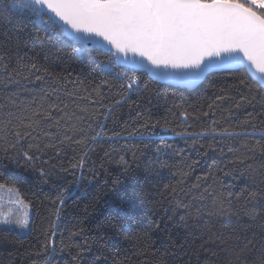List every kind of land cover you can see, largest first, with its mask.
<instances>
[{
	"label": "trees",
	"instance_id": "trees-1",
	"mask_svg": "<svg viewBox=\"0 0 264 264\" xmlns=\"http://www.w3.org/2000/svg\"><path fill=\"white\" fill-rule=\"evenodd\" d=\"M10 26L15 29L23 28L21 35L32 37L28 48L24 50L28 53L25 60L31 59L42 65L50 75L44 71L29 73L24 69L9 80L6 74L0 72V122L7 119L9 112L20 114L27 109L24 114L30 115L31 110L39 104L47 107L50 103H59L61 107L67 105L64 109L66 112L84 117L82 127L86 131L88 124L98 131V125L103 123L107 136H112L113 133H120V136L113 141L105 138L92 145L94 150L89 153L83 178L81 171L72 169L71 164L80 159L85 148L68 142L59 144L64 134L73 135L66 133L63 121L59 129L50 127L45 122L40 131L33 133L38 137L33 142H39L41 147L49 139L43 133H52L55 137L52 142L61 150L58 159L55 158L57 149L46 148L43 155L36 153L41 156V160L36 162L37 170L25 168L22 155L17 156L15 161L10 159L15 150L0 139V183H17L21 197L33 208L30 233L6 238L0 234V264H46L48 255L53 256L54 264L57 261L59 264L70 262L69 252L74 253V248L63 253L57 251L55 254H45L42 249L45 231L50 229L53 222L57 225L55 240L58 248L61 240L65 244L82 242V237H73L69 241L70 234L79 228L85 229L84 235L89 240L96 236L105 237L108 245L106 264H112L113 258L120 264H143L155 257H162L164 264H180L181 252L174 250L171 243L181 242L187 235L185 248L189 251L196 249L208 241V228L217 235L238 238L241 243L245 242V236L251 238L252 232L246 230L253 226L249 217L235 216L231 212L209 215V212L215 213L216 209L212 204V197L204 189L210 185L209 191L242 193L238 199H233L231 205L233 212L241 210L245 205L244 196L248 191L257 190L260 180L264 179V137H217L213 140L211 136H207L193 144L192 138L178 134L184 131L208 132L213 120L219 122L215 125L217 130L228 128L237 132H264V123H261L264 116L245 123L247 114L254 111L253 107H236V101L241 95L248 94V89L239 83L241 73L210 75L194 89L176 87L145 75L142 77L141 93L128 94L127 101L117 105L115 111L105 119L106 107L103 106L115 105L116 101L125 96L126 90L120 87L121 82L114 73L109 75L102 71L99 62L105 59L104 56L96 52L78 55L71 47L54 37L45 36L44 27L38 23L13 19ZM14 67L15 60L10 64V70ZM105 80L108 83H104ZM256 91L259 100L264 92L259 88ZM89 95L98 103L89 104L84 99ZM218 96L223 99L218 100ZM209 105H212L211 109ZM84 107L88 108L87 112L81 110ZM262 111L264 109L256 104L255 112ZM138 113L141 115L138 116ZM184 113L189 117L186 123L183 120ZM55 115L59 117L62 113L57 112ZM148 117L151 122L159 121V124L154 130L153 142L145 147L138 136L129 137V132L134 129L144 132L145 129L140 125ZM165 124L167 127H162ZM94 134L88 131L89 137ZM83 135V132H77L73 138L80 139ZM161 138L171 147L158 154L156 148L160 145ZM8 141L14 142L12 137H8ZM22 144L27 150L28 141H23ZM210 144L217 150L209 149ZM220 148H223V154L220 153ZM133 151H136V162L132 164L129 173L125 174L116 161L120 155L131 161ZM105 152L111 154V160L105 156ZM240 154H246L250 159L245 164L232 163L234 157ZM157 156L166 160L168 167L159 168L157 165L156 171L149 172V159L155 160ZM213 160L216 161L215 165ZM42 161H47V165ZM93 162L95 172H90L88 169L93 166ZM101 163L103 167L100 166ZM53 164L57 166L55 171L58 175L49 177L46 183L40 181L38 169ZM61 168L68 171L62 172ZM225 172L230 174L225 175ZM18 175L26 176L27 180L22 184L15 181L14 177ZM253 176L256 183L252 182ZM197 177L207 179L198 181ZM117 179L119 183H114ZM180 181L183 183H179ZM197 183L199 187H194ZM174 186L178 191L173 198L169 193ZM180 188L183 191H179ZM61 194L64 195L63 206L58 200ZM202 194L203 200L200 199ZM126 201L134 202V215L139 220L134 225L133 232L147 233V241L136 242L130 235H120L112 227L116 224V211L127 207ZM177 202L180 207H177ZM201 205L207 207L202 208L200 216H196V209L201 208ZM58 208L61 211L57 220ZM181 216L186 218L188 228L181 222ZM109 219L111 223L106 222ZM155 224H159L160 228L157 229ZM194 224L197 227L193 230L191 226ZM190 231H194V235H188ZM146 245L152 255L139 254V250ZM206 247L218 252L217 264H224V253L219 251L218 241H208ZM208 256L210 252L202 253L199 264H204ZM192 259L195 264L196 258Z\"/></svg>",
	"mask_w": 264,
	"mask_h": 264
},
{
	"label": "snow or ice",
	"instance_id": "snow-or-ice-1",
	"mask_svg": "<svg viewBox=\"0 0 264 264\" xmlns=\"http://www.w3.org/2000/svg\"><path fill=\"white\" fill-rule=\"evenodd\" d=\"M13 19L42 25L45 36L54 37L65 46L71 47L78 55L96 52L105 57L99 62L102 71L109 75L114 73L121 82L120 87L126 90L125 96L116 101L115 105H101L106 107L105 119L115 111L117 105L127 101L128 94L141 93V80L145 75L158 81H169L182 84L186 88H194L208 76L217 73L242 74L239 83L248 89V94L241 95L236 101V107L251 105L254 109L247 114L245 123H251L257 117L264 116V111L255 112L256 104L264 109V95L258 100L256 91L259 88L264 92V0H10V2L0 0V72L6 74L9 80L24 69L29 73L33 71L48 73V69L42 65L32 62L31 59L25 60L28 53L24 50L28 48L32 37L22 36L23 28H12L10 25ZM13 60L16 67L10 70ZM36 78L40 79L39 76ZM103 82L108 83L107 80ZM97 95H99L98 91ZM84 99H87L89 104L98 103L91 99V95ZM217 99L223 97L218 96ZM66 107L67 105L61 107L59 103H50L47 107L43 104L37 105L31 110L30 115L24 114L27 109L20 114L9 112L7 119L0 122V139H3L9 148L15 150L10 159L15 161L17 156L22 155L25 161L24 167L37 170L36 162L41 160V156L36 153L43 155L44 149H57V146L52 142L55 139L52 133H43L49 138L43 147L39 142H33L38 140L33 133L40 131L41 125L45 122L50 127L55 126L59 129L63 121L66 133L70 132L73 135L64 134L59 144L68 142L85 148L80 159L71 164L72 169L81 171L83 178L89 153L94 150L92 145L100 143L105 138L109 141L116 140L120 133L107 136L103 123L98 125V131L88 124V131L95 133L89 137L88 131L82 127L84 117L66 112L64 110ZM211 108L212 105H209V109ZM81 110L87 112L88 108L84 107ZM57 112L62 115L57 117L55 115ZM140 115L138 113V116ZM204 115L207 116L208 113ZM188 118V114L184 113L185 123ZM211 123L212 127L208 132L184 131L178 134L192 138L193 144L199 143L207 136H211L213 140L217 137L222 139L251 138L256 135L264 137V132L259 134L248 131L237 132L228 128L217 130L215 125L219 122L213 120ZM261 123H264V120ZM158 124L159 121L153 123L150 117L145 118V122L140 125L145 131L134 129L129 132V137L138 136L147 147L153 142L152 136ZM149 129L153 131H148ZM77 132H83L84 135L80 139H74L73 136ZM8 137H12L14 142H9ZM23 141H28L27 150L23 147ZM170 147L171 145L166 144L161 138L156 152L159 154ZM208 147L212 151L217 150L211 144ZM5 151L7 152V148ZM60 151V149L56 150L55 158H59ZM219 151L223 154V148ZM229 151L232 149L229 148ZM105 156L111 160L109 152H105ZM136 159V151H133L131 161L120 155L116 163L127 174ZM248 159H250L248 155L240 154L231 162L245 164ZM42 163L47 165V161ZM213 164H216L215 160ZM157 165L159 168L168 167L167 161L157 156L155 160L149 159L147 170L156 171ZM100 166L103 167V163ZM56 167L54 164L40 167L38 179L46 183L49 177L58 175L55 171ZM60 171L64 172L68 169L61 168ZM88 171L95 172V162ZM201 179L206 180L207 177H197L198 181ZM14 180L22 184L27 177L18 175ZM252 182L256 183L254 176ZM114 183H119V180ZM179 183L182 184L183 181ZM194 187H199V183ZM210 187L209 185L205 188L204 192L212 197L216 211L209 212V215H224L231 212L232 215H244L253 221V226L246 229L252 232L251 238L245 236L243 243L239 242L238 238L217 235L210 228L207 229L210 233L208 241L219 242V251L223 252L225 257L224 264H264V179L260 180L257 190L248 191L244 196V207L234 212L231 210L232 201L238 199L242 193L234 194L232 191L217 193L209 191ZM5 189L14 193L17 196L16 202L22 204L25 209L30 207V204H24L20 199V187L17 183H0V192ZM177 191L178 188L174 186L169 195L174 198ZM179 191L183 189L180 188ZM200 199H204L203 194ZM58 200L63 206L64 195L61 194ZM126 204L127 207L116 211V224L112 227L117 229L118 234H128L136 242L147 241V233L133 232L134 225L139 223L138 216L134 215L136 210L134 202L126 201ZM225 205L228 207L226 208ZM180 206L177 202V207ZM183 206L188 207V205ZM206 207L201 205V208L196 209L195 215L200 216L202 208ZM60 211L61 208L56 210L57 220ZM180 220L184 222L186 228L189 227L184 216H181ZM106 222L111 223V220ZM155 227L159 229L160 225L155 224ZM191 227L194 230L197 225ZM56 229L57 225L53 222L50 229L45 231V240L41 245L45 254H55L57 251L63 253L69 248H74V253L69 252L71 261H65V264H102V262L106 264L108 261L106 254L108 245L105 237L96 236L89 240L84 235L85 229L79 228L70 234L69 241H72L73 237H82V242L65 244L61 240L58 248L55 240ZM31 230L32 220L29 211H24L22 215L16 213L6 215L0 209V234H3L4 238L27 234ZM188 235H194V231H190ZM208 241L189 251L185 248L186 235L181 242L173 241L171 247L181 252L180 264H193L192 257L196 258L195 264H199L201 254L209 252L210 256L206 257L204 264H217L218 252L210 251L206 247ZM139 254L152 255L147 245L139 250ZM46 264H54L52 255L47 256ZM112 264H120V262L113 258ZM143 264H164V260L162 257H155L144 261Z\"/></svg>",
	"mask_w": 264,
	"mask_h": 264
},
{
	"label": "rangeland",
	"instance_id": "rangeland-1",
	"mask_svg": "<svg viewBox=\"0 0 264 264\" xmlns=\"http://www.w3.org/2000/svg\"><path fill=\"white\" fill-rule=\"evenodd\" d=\"M20 199L23 200L24 204H30L21 197V194H20ZM16 201H17V196L14 193H10L7 189L0 192V209H2L6 215H9L11 213L22 215L24 211L27 210L29 211L32 220L33 218L32 205L30 204V207L28 209H25L22 204L17 203ZM22 235H26V234H22Z\"/></svg>",
	"mask_w": 264,
	"mask_h": 264
},
{
	"label": "water",
	"instance_id": "water-1",
	"mask_svg": "<svg viewBox=\"0 0 264 264\" xmlns=\"http://www.w3.org/2000/svg\"><path fill=\"white\" fill-rule=\"evenodd\" d=\"M153 79V78H152ZM155 80V79H154ZM158 81V80H157ZM204 80H202L198 85H196L194 88H196L197 86H199ZM160 82H164V83H167V84H170V85H173V86H176V87H182V88H186L184 87L182 84H179V83H174V82H169V81H163V80H160ZM194 88H187V89H194Z\"/></svg>",
	"mask_w": 264,
	"mask_h": 264
},
{
	"label": "built area",
	"instance_id": "built-area-1",
	"mask_svg": "<svg viewBox=\"0 0 264 264\" xmlns=\"http://www.w3.org/2000/svg\"><path fill=\"white\" fill-rule=\"evenodd\" d=\"M119 70V69H118ZM141 82H142V80H141Z\"/></svg>",
	"mask_w": 264,
	"mask_h": 264
}]
</instances>
